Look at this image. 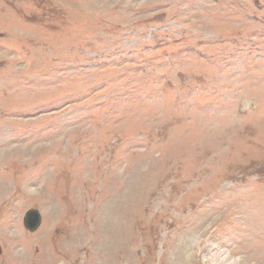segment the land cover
Here are the masks:
<instances>
[{"label":"rangeland","instance_id":"374dc122","mask_svg":"<svg viewBox=\"0 0 264 264\" xmlns=\"http://www.w3.org/2000/svg\"><path fill=\"white\" fill-rule=\"evenodd\" d=\"M0 225V264H264V0H0Z\"/></svg>","mask_w":264,"mask_h":264},{"label":"bare ground","instance_id":"6f19581e","mask_svg":"<svg viewBox=\"0 0 264 264\" xmlns=\"http://www.w3.org/2000/svg\"><path fill=\"white\" fill-rule=\"evenodd\" d=\"M79 168H80V167H79ZM79 171H80V170H79ZM77 174H78V173H77ZM79 176H80V175H79ZM76 177H77V176H76ZM77 178H78V177H77ZM43 185H44V184H43ZM40 188H41V187H40ZM8 208H9V207H8ZM14 218H15V217H14ZM47 218H48V217H47ZM93 218H95V217H93ZM19 219H20V217H19ZM11 220H12V219H11ZM14 220H15V219H14ZM70 221H72V220L70 219ZM10 222H12V221H10ZM48 222H50L49 219H48ZM62 222H63V221H62ZM62 222H61V223H62ZM18 223H19V222H18ZM63 223H64V222H63ZM49 224H50V223H49ZM13 225H14V224H13ZM50 225H51V224H50ZM0 226H1V225H0ZM44 226H45V224H44ZM44 226H43V228H44ZM45 227H47V225H46ZM43 228H42V229H43ZM38 229H39V228H38ZM38 229H37L36 231H38ZM47 229H49V228H47ZM50 229H51V228H50ZM2 230H3V228H2ZM5 230H6V229H5ZM44 230H45V229H44ZM109 230H110V229H109ZM6 231H7V230H6ZM40 231H41V230H40ZM112 231H114V230H112V228H111V232H112ZM2 233H3V232H2ZM105 233H106V232H105ZM5 234H6V232H5ZM45 234H46V233H45ZM41 235H42V234H41ZM43 235H44V234H43ZM48 235H49V234H48ZM4 236H5V235H4ZM19 236H20V235H19ZM39 236H40V235H39ZM46 236H47V235H46ZM76 236H77V235H76ZM30 237H31V235H30ZM105 237H107V236H105ZM112 237H114V236H112ZM34 238H35V237H34ZM37 238H38V237H37ZM114 238H116V237H114ZM13 239H14V238H13ZM16 239H17V238H16ZM30 239H31V238H30ZM41 239H42V238H40V240H41ZM47 239H48V238H47ZM62 239H63V238H62ZM68 239H69V238H68ZM76 239H77V238H76ZM82 239H83V238H82ZM106 239H107V238H106ZM103 240H104V239H103ZM113 240H115V239H113ZM117 240H118V239H117ZM44 241H45V240H44ZM67 241H68V240H67ZM72 241H73V240H72ZM74 241H76V240L74 239ZM74 241H73V242H74ZM92 241H93V240H92ZM105 241H106V240H105ZM105 241H104V242H105ZM107 241H108V240H107ZM121 241H122V239H121ZM36 242H38V241L36 240ZM36 242H35V243H36ZM69 242H70V240H69ZM73 242H72V243H73ZM78 242H79V241H78ZM78 242H77V243H78ZM112 242H113V241H112ZM115 242H116V241H115ZM118 242H119V241H118ZM124 242H125V240H124ZM10 243H11V242H10ZM33 243H34V242H33ZM80 243H81V241H80ZM116 243H117V242H116ZM37 244H38V243H37ZM39 244H40V242H39ZM81 244H82V243H81ZM92 244H93V243H92ZM113 244H114V243H113ZM121 244H122V242H121ZM23 245H24V244H23ZM51 245H52V244H51ZM77 245H78V244H77ZM114 245H115V244H114ZM116 245H117V244H116ZM18 246H19V244H18ZM35 246H37V245H35ZM41 246H42V245H41ZM123 246H124V245H123ZM22 247H23V246H22ZM22 247H21V248H22ZM32 247H33V246H32ZM48 247H49V246H48ZM55 247H56V246H55ZM57 247H58V245H57ZM77 247H78V246H77ZM117 247H118V246H117ZM12 248H13V247H12ZM23 248L25 249V247H23ZM59 248H60V246H59ZM78 248H79V247H78ZM113 248H114V246H113ZM113 248H112V249H113ZM35 249H36V247H35ZM54 249H55V248H54ZM61 249H63V248H61ZM109 249H110V248H109ZM112 249H111V250H112ZM122 249H123V248H122ZM9 250H11V249H9ZM38 250H39V249H38ZM41 250H42V249H41ZM41 250H40V251H41ZM44 250H45V249H44ZM46 250H48V249H46ZM59 250H60V249H59ZM63 250H64V249H63ZM75 250H77V249H75ZM79 250H80V249H79ZM113 250H114V249H113ZM33 251H34V248H33ZM51 251L53 252V250H51ZM57 251H58V250H57ZM65 251H66V250H65ZM24 252H25V251H24ZM41 252H42V251H41ZM43 252H44V251H43ZM60 252H62V251H60ZM70 252H72V251H70ZM77 252H78V251H77ZM109 252H111V251H109ZM109 252H108V253H109ZM14 253H15V252H14ZM14 253H13V254H14ZM34 253H35V252H34ZM48 253H49V252H48ZM62 253H63V252H62ZM35 254H36V253H35ZM38 254H39V253H38ZM41 254H42V253H41ZM46 254H47V253H46ZM49 254H50V253H49ZM65 254H66V253H65ZM71 254H72V253H71ZM76 254H77V253H76ZM109 254H110V253H109ZM216 254H217V253H216ZM227 254H228V253H227ZM231 254H232V253H231ZM16 255H17V254H16ZM20 255H23V253L20 254ZM20 255H19V256H20ZM52 255H53V254H52ZM12 256H13V255H12ZM29 256H30V255H29ZM33 256H34V255H33ZM42 256H43V255H42ZM57 256H58V255H57ZM68 256H69V255H68ZM9 257H10V256H9ZM55 257H56V254H55ZM55 257H54V258H55ZM69 257H70V256H69ZM72 257H73V256H72ZM45 258H46V257H45ZM49 258H50V257H49ZM66 258H67V257H66ZM112 258H113V257H112ZM19 259H20V258H19ZM52 259H53V258H52ZM63 259H64V258H63ZM225 259H226V258H225ZM11 260H13V259H11ZM24 260H25V259H24ZM58 260H59V259H58ZM66 260H68V259H66ZM109 260H110V259H109ZM111 260H112V259H111ZM216 260H217V259H216ZM55 261H56V260H55ZM224 261H225V260H224ZM230 261H231V260H230ZM8 262H9V259H8ZM52 262H53V261H52ZM66 262H67V261H66ZM95 262H96V261H95ZM113 262H114V261H113ZM119 262H120V261H119ZM228 262H229V261H228ZM56 263H57V262H56ZM64 263H65V262H64ZM106 263H107V262H106ZM108 263H109V262H108ZM218 263H219V261H218ZM224 263H225V262H224ZM30 264H31V263H30ZM52 264H53V263H52ZM65 264H66V263H65ZM110 264H111V263H110ZM114 264H115V262H114ZM229 264H231V263H229ZM257 264H258V263H257Z\"/></svg>","mask_w":264,"mask_h":264},{"label":"water","instance_id":"95a60500","mask_svg":"<svg viewBox=\"0 0 264 264\" xmlns=\"http://www.w3.org/2000/svg\"><path fill=\"white\" fill-rule=\"evenodd\" d=\"M39 222L38 213L35 211H29L26 216V225L30 229H34ZM1 250V246H0Z\"/></svg>","mask_w":264,"mask_h":264}]
</instances>
